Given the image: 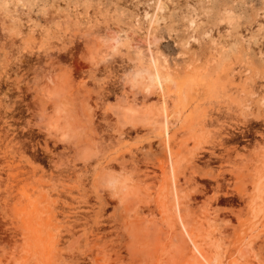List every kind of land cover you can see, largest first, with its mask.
<instances>
[{
	"label": "rangeland",
	"instance_id": "rangeland-1",
	"mask_svg": "<svg viewBox=\"0 0 264 264\" xmlns=\"http://www.w3.org/2000/svg\"><path fill=\"white\" fill-rule=\"evenodd\" d=\"M171 254L264 264V0H0V264Z\"/></svg>",
	"mask_w": 264,
	"mask_h": 264
},
{
	"label": "bare ground",
	"instance_id": "bare-ground-1",
	"mask_svg": "<svg viewBox=\"0 0 264 264\" xmlns=\"http://www.w3.org/2000/svg\"><path fill=\"white\" fill-rule=\"evenodd\" d=\"M149 59L153 62L155 61L154 57L152 55L149 56ZM149 66L148 68H142V69H138L136 70V72L133 74L134 77V81L135 82H139L141 79L146 80L150 85H156L158 86V88L163 89L164 90V86H163V78L161 77V75L159 73H156L157 71L155 69ZM165 81H171V79L169 77H165L164 78ZM126 114L130 115V116H134V117H138L139 111L133 107H129L126 110ZM171 115L164 111V115H163V125H164V131H165V135H167V128L169 126V121H170ZM171 168L174 169V164L171 165ZM185 229V233L191 237V233L190 231L187 229L186 226H184ZM196 254L199 257V254L201 256H203L204 258L205 255L204 253L201 251V249L197 248L196 249ZM166 264H177V259L175 257V255H170L169 256V260ZM184 264H197V262L192 263L190 261H186Z\"/></svg>",
	"mask_w": 264,
	"mask_h": 264
}]
</instances>
